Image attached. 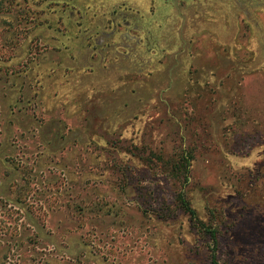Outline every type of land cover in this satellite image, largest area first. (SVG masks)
Returning <instances> with one entry per match:
<instances>
[{
    "label": "rangeland",
    "instance_id": "374dc122",
    "mask_svg": "<svg viewBox=\"0 0 264 264\" xmlns=\"http://www.w3.org/2000/svg\"><path fill=\"white\" fill-rule=\"evenodd\" d=\"M199 224L264 264V0H0V264H212Z\"/></svg>",
    "mask_w": 264,
    "mask_h": 264
},
{
    "label": "trees",
    "instance_id": "16d2710c",
    "mask_svg": "<svg viewBox=\"0 0 264 264\" xmlns=\"http://www.w3.org/2000/svg\"><path fill=\"white\" fill-rule=\"evenodd\" d=\"M178 204L180 205L181 209L184 212H187L191 217H195V212L192 210V208L190 207L188 201L185 199L184 195L182 192H180L177 197H176ZM199 227L201 229H203L211 238V241L213 242L214 246H213V253H212V257H211V263L212 264H218L216 259H215V247L217 246V234L215 229L205 225V224H199Z\"/></svg>",
    "mask_w": 264,
    "mask_h": 264
},
{
    "label": "crops",
    "instance_id": "0c3cea01",
    "mask_svg": "<svg viewBox=\"0 0 264 264\" xmlns=\"http://www.w3.org/2000/svg\"><path fill=\"white\" fill-rule=\"evenodd\" d=\"M117 14L120 15L121 12H117ZM117 16H118V15H117ZM114 27H115V26H112L113 29H114ZM146 27L149 28V29H148V34L150 33V34H151V37H153L152 30H151L152 27H151V26H146ZM93 30H94V28L91 27L90 29L87 30V32H88L89 34H94ZM108 31H109V32H108ZM143 31H144V30H143ZM64 32L68 35V37H71L72 34L75 33V31H72V32L69 31V33H68V32H66L65 30H64ZM116 32H117V31H115V30L112 32L111 29H110V30H106V29H105V30H102V31L100 32L99 35L102 36V41H103V40H104L103 38H108V39H109V38H111V36L113 37V36L116 34ZM147 38H148V37H147ZM108 39H107V40H108ZM107 40H106V41H107Z\"/></svg>",
    "mask_w": 264,
    "mask_h": 264
}]
</instances>
